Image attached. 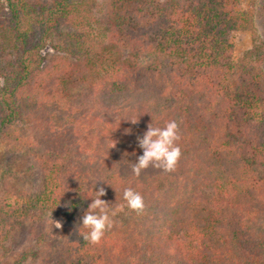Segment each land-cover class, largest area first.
<instances>
[{"label":"trees","instance_id":"16d2710c","mask_svg":"<svg viewBox=\"0 0 264 264\" xmlns=\"http://www.w3.org/2000/svg\"><path fill=\"white\" fill-rule=\"evenodd\" d=\"M241 4L0 0V145L40 175L19 187L0 155V264H264V53L234 58ZM171 120L175 168L133 173L137 137ZM96 181L118 212L92 245ZM125 187L142 211L120 207ZM48 211L52 244L35 230Z\"/></svg>","mask_w":264,"mask_h":264},{"label":"clouds","instance_id":"9594fccd","mask_svg":"<svg viewBox=\"0 0 264 264\" xmlns=\"http://www.w3.org/2000/svg\"><path fill=\"white\" fill-rule=\"evenodd\" d=\"M132 122L135 123L136 121ZM178 139V125L175 120L166 122L163 127H153L149 124L143 135L137 137L142 154L138 156L137 161L132 166L133 173L139 175L141 170L149 166L165 171L173 170L181 155L180 147L176 143ZM97 181L93 187V194L88 197L91 198V203L84 211L78 228V233L84 241L92 245L101 242L106 232L112 227L111 217L115 215V212L109 208L108 202L101 198L106 194V190L103 186L97 187ZM123 200L125 204L121 205V208L126 206L135 212L143 210V197L136 189L125 187ZM53 225L57 229L61 228L59 221L52 224V228Z\"/></svg>","mask_w":264,"mask_h":264},{"label":"rangeland","instance_id":"374dc122","mask_svg":"<svg viewBox=\"0 0 264 264\" xmlns=\"http://www.w3.org/2000/svg\"><path fill=\"white\" fill-rule=\"evenodd\" d=\"M242 9L247 13L249 17V24L247 27L236 30L234 32L235 36V51L234 58H242L249 50L254 49L256 46L259 47V54L264 53V0H242ZM262 51V53H260ZM44 53L48 54L51 57L52 50L47 47L44 50ZM0 155L3 156L2 166L7 171L6 176L9 180L13 181L19 187H28L34 186L40 179L38 172H33L28 169V161L20 157L19 154L12 153L8 145H0ZM112 211L118 212L116 207L111 208ZM120 218L118 220L121 223L128 224L129 216L127 214L118 213ZM114 218H117V215H113ZM59 221L53 212L48 211L41 222L38 223L35 230L38 232L36 236L39 237L42 234L45 237L46 241L49 244L55 243L61 239L60 233L62 232L61 228L57 229L52 224ZM60 222V221H59ZM25 235V234H24ZM30 238L29 244L34 248L38 246L37 240L35 237ZM24 239V236H20ZM51 237V238H50ZM25 242L26 241L25 239ZM28 244L26 248H28Z\"/></svg>","mask_w":264,"mask_h":264}]
</instances>
